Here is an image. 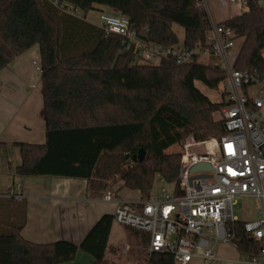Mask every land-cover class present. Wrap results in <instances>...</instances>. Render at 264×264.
I'll return each instance as SVG.
<instances>
[{
	"label": "trees",
	"instance_id": "16d2710c",
	"mask_svg": "<svg viewBox=\"0 0 264 264\" xmlns=\"http://www.w3.org/2000/svg\"><path fill=\"white\" fill-rule=\"evenodd\" d=\"M258 2L246 0L247 12L221 24L242 39L233 69L262 81L264 9ZM98 7L127 17L145 40L160 45L181 42L174 26L183 29L185 47L203 45L210 26L195 0H0V71L34 46L40 58L45 143L16 145L20 163L14 174L84 180L93 199L112 193L111 185L120 181L115 193L127 189L145 198L156 176L177 183L180 157L165 151L182 142L186 132L194 131L197 142L224 134L222 121L212 119L223 101L211 102L195 83L216 90L225 73L171 59L154 67L133 65L134 54L123 52L119 36L65 12L87 14ZM141 148L145 159L134 163L132 156ZM113 222L112 215L101 216L78 245L34 244L20 234L24 205L0 201V264H63L79 250L93 264H108L104 254ZM234 233L238 253L257 254L258 243L240 224ZM146 264L174 262L168 254L153 253Z\"/></svg>",
	"mask_w": 264,
	"mask_h": 264
},
{
	"label": "built area",
	"instance_id": "2783aa9c",
	"mask_svg": "<svg viewBox=\"0 0 264 264\" xmlns=\"http://www.w3.org/2000/svg\"><path fill=\"white\" fill-rule=\"evenodd\" d=\"M230 2L246 6V0ZM195 4L208 14L210 26L205 43L192 48L185 47L182 41L173 46L149 42L125 16L102 13L99 17L97 28L122 39L123 52L134 54L133 65L154 67L160 59H171L177 65L191 63L225 73L220 83L224 134L207 143L203 154L181 156L173 194L162 188L156 195L141 197L134 204L116 201L113 220L147 234L148 254H168L174 264H190L194 260L218 263L214 247L234 245V226L240 224L259 247L257 254L246 257L244 264H264V80L233 69L234 48L240 38L230 27L210 18L208 0H195ZM76 12L72 10L69 15L75 16ZM261 56L264 58V50ZM33 65L40 73L39 65ZM255 84L261 86L256 97L249 91ZM198 163L208 164L211 171L190 173ZM199 174L207 177L191 179ZM244 197L257 200L256 220L240 221L234 215V203ZM102 199L111 202L114 197L108 192Z\"/></svg>",
	"mask_w": 264,
	"mask_h": 264
},
{
	"label": "crops",
	"instance_id": "0c3cea01",
	"mask_svg": "<svg viewBox=\"0 0 264 264\" xmlns=\"http://www.w3.org/2000/svg\"><path fill=\"white\" fill-rule=\"evenodd\" d=\"M214 1L220 8L227 10L226 17H222L220 23L247 12L246 6L233 4L230 0ZM258 5L264 9V0H259ZM209 16L214 21L210 9ZM241 45L242 39L235 44V55ZM33 62L40 64L37 46L14 59L0 71V150L7 153L11 149L15 162L9 163L6 159L7 166L0 167V201L11 200L14 204L24 205L25 224L20 232L24 240L40 245L57 241L78 245L101 216L113 215L116 201L134 204L141 196L139 195L140 199L133 200L124 194L121 198L120 193L127 190L122 189L118 193L112 191L115 193L114 200L105 202L103 197H87L84 180L15 176L14 168L20 163L16 145L45 143L40 73L35 70ZM111 231L104 258L114 264L116 257L108 252ZM147 243L148 235L146 246ZM145 250L149 255L146 248ZM214 251L219 260L216 264H233L230 259L232 248L229 245L219 244L214 247ZM63 264H93V259L79 250L72 261ZM190 264L202 263L194 260Z\"/></svg>",
	"mask_w": 264,
	"mask_h": 264
},
{
	"label": "rangeland",
	"instance_id": "374dc122",
	"mask_svg": "<svg viewBox=\"0 0 264 264\" xmlns=\"http://www.w3.org/2000/svg\"><path fill=\"white\" fill-rule=\"evenodd\" d=\"M208 6L211 14L213 15V19L215 23H220L222 17H226L227 10L220 8L215 1L208 0ZM67 11L72 12L71 9ZM67 13V14H69ZM102 13L116 15L112 13L110 10H106L105 8L98 7L97 10L89 11L87 14L82 13L81 11H77L75 13V17L80 20H84L85 22L92 23L94 25L100 24V15ZM173 30L178 36L179 41L183 40V29L179 26H174ZM238 39L236 42H238ZM235 53V52H234ZM237 53V52H236ZM37 64V63H36ZM39 65V64H37ZM34 66V65H33ZM35 67V66H34ZM196 88L213 103H221L223 99V94L221 91V87L216 90H210L204 87L201 83H195ZM259 84H255L252 88H249L250 93L254 97L258 96V91L260 89ZM213 121H221L220 111L212 114ZM194 131L190 130L186 132L183 136L182 142L176 144L165 151L166 155H177L181 158V156L185 153L190 155H200L203 154L206 149V144L211 142L212 140H216V138L211 137L208 140L203 142H197L193 138ZM14 153H12L11 149L5 153L0 150V167H6L7 163H15L13 160ZM8 162H7V160ZM156 176L154 180L153 187L150 191V194L156 195L162 188H166L168 194H173L175 190V184H166L162 183ZM122 186V183L118 181L114 185H111L110 191L116 192V190ZM113 193V192H112ZM124 194H127L131 199L137 200L140 199V194L136 191L125 190L120 193V197L123 198ZM258 208V202L255 198L252 197H244L242 199L237 200L233 205V213L240 221H253L258 218L256 213ZM3 225V222L1 223ZM3 227V226H2ZM130 230L117 222H113L112 231L110 235V239L108 242V252L113 254L116 257V261L114 264H146L148 259V255L146 254L147 246H146V238L147 234ZM232 248V252L230 254V259H232L233 264H243L246 257L236 251L233 244H227ZM130 249V251H128ZM112 252V253H111ZM108 264H113L112 261H108Z\"/></svg>",
	"mask_w": 264,
	"mask_h": 264
},
{
	"label": "water",
	"instance_id": "95a60500",
	"mask_svg": "<svg viewBox=\"0 0 264 264\" xmlns=\"http://www.w3.org/2000/svg\"><path fill=\"white\" fill-rule=\"evenodd\" d=\"M144 159H145V151L142 148L139 149L137 153L132 156V161L134 163H141ZM201 171L210 172L211 167L208 164L198 163L192 166V168L190 169V173L192 174H195ZM206 177L207 175L199 174V175L193 176L191 179L206 178Z\"/></svg>",
	"mask_w": 264,
	"mask_h": 264
}]
</instances>
